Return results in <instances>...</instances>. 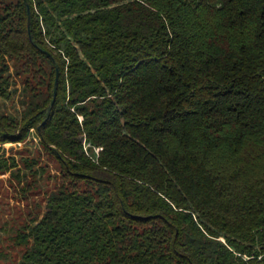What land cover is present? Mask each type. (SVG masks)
Returning a JSON list of instances; mask_svg holds the SVG:
<instances>
[{
    "label": "trees",
    "instance_id": "16d2710c",
    "mask_svg": "<svg viewBox=\"0 0 264 264\" xmlns=\"http://www.w3.org/2000/svg\"><path fill=\"white\" fill-rule=\"evenodd\" d=\"M19 77L0 144L64 173L20 264H264V0H0V104Z\"/></svg>",
    "mask_w": 264,
    "mask_h": 264
},
{
    "label": "rangeland",
    "instance_id": "374dc122",
    "mask_svg": "<svg viewBox=\"0 0 264 264\" xmlns=\"http://www.w3.org/2000/svg\"><path fill=\"white\" fill-rule=\"evenodd\" d=\"M23 78L17 79L18 94L1 100L0 112L20 115ZM11 157L16 158L17 165L0 171V264H20L23 247L13 236L30 216L46 210L47 194L63 182L64 175L57 159L41 145L35 129L24 141L0 144V161ZM25 161L32 166L29 168Z\"/></svg>",
    "mask_w": 264,
    "mask_h": 264
},
{
    "label": "water",
    "instance_id": "95a60500",
    "mask_svg": "<svg viewBox=\"0 0 264 264\" xmlns=\"http://www.w3.org/2000/svg\"><path fill=\"white\" fill-rule=\"evenodd\" d=\"M28 13H29V20H30V9H29V6H28ZM58 78H59V70H58V67H57V76H56V81H55V94H56V90H57V85H58ZM54 103V100L52 101L51 105L48 107V111L51 110V107Z\"/></svg>",
    "mask_w": 264,
    "mask_h": 264
}]
</instances>
